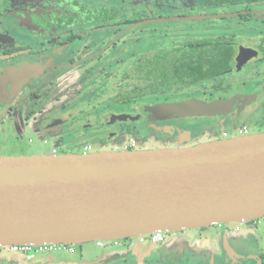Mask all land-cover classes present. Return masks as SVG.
Wrapping results in <instances>:
<instances>
[{
	"label": "water",
	"instance_id": "water-1",
	"mask_svg": "<svg viewBox=\"0 0 264 264\" xmlns=\"http://www.w3.org/2000/svg\"><path fill=\"white\" fill-rule=\"evenodd\" d=\"M15 72L39 73L28 65ZM235 104L192 98L143 109L162 120L221 116ZM262 218L264 133L184 148L0 156V246L79 245Z\"/></svg>",
	"mask_w": 264,
	"mask_h": 264
},
{
	"label": "flooded vegetation",
	"instance_id": "flooded-vegetation-1",
	"mask_svg": "<svg viewBox=\"0 0 264 264\" xmlns=\"http://www.w3.org/2000/svg\"><path fill=\"white\" fill-rule=\"evenodd\" d=\"M91 1L93 2V0H0V77L6 71H13L6 82L0 80V133L12 130L15 135H21L40 121L39 116L43 113L44 103L47 104L48 98V95L43 97V92L51 89L56 79L59 80L67 70L74 69L79 64L85 65L86 62L80 61V58L85 60L84 57L100 47L98 37L102 32L111 30L115 41L112 44L109 42L108 48L96 50L98 54L95 57L112 61L115 60L113 49L116 41H119L118 47L121 48L120 43H124L131 32L139 27L158 23L153 21L139 25L135 27L136 29L132 28L133 24L102 27L93 17H87L83 11V6H93L90 4ZM122 2L124 3L122 6L115 3L94 5L117 6L124 16L130 14L128 18L138 20L136 25L146 20L163 19L168 16H177L178 22H195L194 18L189 17L200 15H204L205 18L198 21L235 20L242 28L240 33L206 36L226 37L234 41L236 39L240 48L233 54L232 70L219 76L221 85L218 89L194 93L193 98L207 102L230 99L235 100L236 104L230 112L221 116L151 120L150 113L141 111L138 121L121 122L118 117L110 118L108 115L105 121H96V124H100L97 129L99 134L97 132L92 135L86 134L81 131L80 125L71 133H79L83 138L100 135L104 142L111 143L117 141L125 130L132 129V132L139 136L144 135L146 140H150V144L158 145L157 143L162 142L170 148L190 147L216 140L211 133L216 129L223 133L230 128L235 135L239 133L238 136L264 133V130L251 131L253 124L261 125L264 129V0L229 2L225 5L220 1L208 0L207 3L201 1L203 3L200 6H196L194 0H122ZM218 14H222V17L220 18ZM208 16L210 18H207ZM246 37L256 42L244 45ZM129 53L122 54L123 58ZM27 65L37 66L38 75L35 78L26 74L18 79L14 75L15 71ZM17 75L19 76L18 72ZM8 83H11L12 87H7ZM176 101L178 100L162 98L150 105ZM54 102L56 100H51L49 105L52 106ZM51 114L58 118L62 117V108L58 106ZM86 114V111H82L78 114L82 116L71 121L78 123L81 118L89 116ZM51 119L53 124L57 123L55 118ZM198 119H204L205 123L191 124ZM86 126L90 127L88 124ZM110 126L116 128L117 132H108L106 135L105 128ZM231 134L228 133V136ZM204 139L209 141H199ZM248 223L258 227L261 219ZM167 239L168 236L160 244H164ZM255 246L251 254L246 252V255H242L243 264H247L248 259L254 260V264H264V254L257 250L256 244Z\"/></svg>",
	"mask_w": 264,
	"mask_h": 264
},
{
	"label": "rangeland",
	"instance_id": "rangeland-1",
	"mask_svg": "<svg viewBox=\"0 0 264 264\" xmlns=\"http://www.w3.org/2000/svg\"><path fill=\"white\" fill-rule=\"evenodd\" d=\"M107 3H115L120 6L124 4L122 0H93L90 4ZM222 14H218V16L221 18ZM189 18H194L195 22H178L179 18L177 16L165 17L158 23L148 22L153 19L144 21L146 22L144 24H151L143 27L138 26V29L136 27V30L129 34L128 39L126 38L124 43H120L122 47L119 51H116L117 55L114 54L115 60L112 61L95 57L98 54V52H95L96 50L108 48L115 41L111 30L102 32L98 37L100 47L95 48L94 53L89 56H83L85 60L82 57L80 58V61L86 62L85 65L81 66L79 64L74 69L67 70L64 72L66 74L60 77V81L56 79L57 82L55 81L51 85L52 88L43 92V97L48 95V98L47 104L44 103L43 113L39 116L40 121L35 125L33 124L21 135H15L12 130L0 133V156H31L55 153L91 154L104 151L170 148L162 142L157 143L158 145L150 144V140H146L142 134L139 136L137 133L132 132V129L130 131L125 130L117 141L111 143L104 142L100 135L83 138L79 133L75 134L71 131L80 125L82 132L92 135L100 127V124H96V121H105L108 115H110V118L113 116L118 117L122 120L121 122H136L140 118L141 111L145 112L143 110L145 105H150L153 101L155 103L159 102L165 97H155L158 99L149 97L139 102L134 101L132 104H109L108 107L100 110V102L107 101L108 98L116 95V85L119 84L124 76L123 72L130 67L136 56L162 49L159 47L165 49L176 46L187 39L200 40L206 36L232 35L234 32L240 33L242 30L233 19L198 21L202 16H190ZM181 19L182 17H180ZM244 35L246 36V34ZM248 40L246 37L244 45L256 42L255 40ZM109 42L111 43L109 44ZM236 43L234 44L233 53L240 48L239 43ZM129 46H132L136 52L129 53L131 51L127 49ZM122 51H128L129 54L119 61L117 59L124 56ZM195 93L199 94L200 92ZM192 94L194 95V93ZM192 98L193 96L190 93L184 92L183 94L169 96L164 100H178L176 102H181ZM51 100H56L52 103V106L49 105ZM117 105L122 109L117 110ZM58 106L62 108L63 112V116L60 118L51 114ZM82 111H86V115L89 116L80 117L78 123L72 122L71 120L82 116H78ZM51 118H55L57 123L53 124ZM204 123V119L191 122L195 125ZM87 124L90 127L86 126ZM251 127L252 132L264 130L261 125L253 124ZM229 129L223 133L216 129L211 133L215 139H225L239 135V133L235 135ZM105 130L106 135L108 132H117L113 126L107 127ZM226 132L230 134L232 132V134L225 137L224 133ZM133 138L136 141L138 139V144L134 147L131 145ZM86 146L90 147L88 151ZM238 226V223H228L180 232H168L167 241L160 245H155L149 240L141 242L139 237H134L103 240V246H98L95 241L69 245V247L74 248V252L55 249L37 253L36 251L12 253L4 248L0 250V264H243L242 255H246V252L251 254L252 250L256 248L255 244L257 250L264 254V218L261 219V224L258 227L248 222L244 223L239 229ZM248 260L247 264H254V260Z\"/></svg>",
	"mask_w": 264,
	"mask_h": 264
},
{
	"label": "trees",
	"instance_id": "trees-1",
	"mask_svg": "<svg viewBox=\"0 0 264 264\" xmlns=\"http://www.w3.org/2000/svg\"><path fill=\"white\" fill-rule=\"evenodd\" d=\"M194 1L196 6L208 2V0ZM201 1L203 2L201 3ZM214 1H220L225 5L229 2L250 0ZM97 9L99 11H94ZM83 11L87 17H93L102 27H121L129 24H133L132 28L137 27L134 25L138 20L128 18L130 14L124 16L125 14L117 6L98 7L93 5L89 7L85 5ZM200 16H202L200 19L205 18L204 15ZM235 42L236 39L234 41L226 37H205L200 40L187 39L176 46L165 49L159 47L162 49L136 56L130 67L123 72L124 76L119 84L116 85V95L107 101L100 102V110L105 109L109 104H132L134 101L139 102L149 97L158 99L165 96L164 98H168L184 92L194 96L192 93L218 89L221 85L219 76L233 68V43ZM118 43L119 41H116L113 49L116 55V51L121 49L118 47ZM127 49H130L133 53L136 52L132 46ZM125 53H128V51H122V54ZM120 59L122 60L123 57L117 60L120 61ZM152 103L154 104L155 101ZM119 107L117 105V110L122 109Z\"/></svg>",
	"mask_w": 264,
	"mask_h": 264
},
{
	"label": "built area",
	"instance_id": "built-area-1",
	"mask_svg": "<svg viewBox=\"0 0 264 264\" xmlns=\"http://www.w3.org/2000/svg\"><path fill=\"white\" fill-rule=\"evenodd\" d=\"M224 136L227 137L228 133H224ZM137 141L133 138L131 140V145L132 147L136 146ZM90 149L89 146H86V150L88 151ZM242 225V223L239 224V226L237 227L238 229L240 228V226ZM167 238V232L164 231H156L154 233L151 234H147V235H141L139 236V239L141 242H145L147 240H149L151 243L153 244H160L162 242H164ZM97 245L98 246H103L104 243L103 241H97ZM6 248L7 251L15 253V252H24V253H30L32 251H36L37 252H44V251H51V250H67L69 252H74V248L73 247H69V245L66 244H43V245H39V246H34V245H12V246H0V250Z\"/></svg>",
	"mask_w": 264,
	"mask_h": 264
}]
</instances>
